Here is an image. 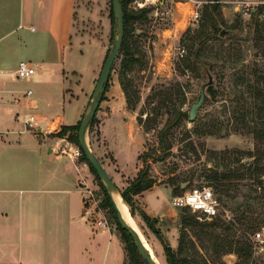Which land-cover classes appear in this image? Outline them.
<instances>
[{
	"label": "rangeland",
	"instance_id": "1",
	"mask_svg": "<svg viewBox=\"0 0 264 264\" xmlns=\"http://www.w3.org/2000/svg\"><path fill=\"white\" fill-rule=\"evenodd\" d=\"M136 1H144V6L135 8ZM33 2L34 0H28L26 3L27 13H33ZM203 4V0H134L130 4L135 10L152 8L148 20L136 23L137 30L134 35L136 44L133 45V50H136L135 57L139 58V62L134 63L131 69L124 72L120 67L121 56L117 57L108 89L104 92L94 116V125L88 128L87 142L91 151L104 164L119 190L127 189L137 177L139 170L150 165V174L156 177L155 186L159 187L158 199L162 200L169 194V205L178 213L176 245L179 244L181 232L185 230L182 214L197 215L198 213L174 204V184H186L180 194L194 187L210 186L221 202L220 217L225 223L215 227V234L220 237L219 240L223 244L227 237L234 242L233 250L225 245L218 254L211 247L206 252L209 264H264V183L262 184L264 120L258 125L261 129L260 139L255 138L247 129V124L252 126L251 120L258 104H264V98L258 95V89L264 88V16L244 17L241 12L243 0H222L224 22L222 24L235 26L236 31L224 26L223 29L233 31L224 35L230 37L225 38L224 41L210 39L205 46L203 61L196 64L187 62L186 57L190 53L193 36H197L202 29V13L197 20L192 19V14L197 6L201 12ZM112 12L115 18L112 0H77L72 43L80 42L88 44V47L86 49L83 48L86 45H82L80 50H71L69 59L80 71L85 72V75L95 65L100 46L103 47L104 60L113 48L118 29L116 18L115 26H112ZM177 15L184 19L186 28H191L190 35L185 37L183 42H181L182 36L177 37L174 32H170L175 25ZM22 31L26 33L28 39L34 38L38 33L27 29ZM73 44L72 46H79ZM183 48L186 51L181 55L179 51ZM230 57L232 58L229 59ZM15 58L11 57L10 63ZM104 60L94 79L93 89L89 92V107L92 104L94 88ZM202 63H209L212 66L210 69L214 85L210 87L214 88L216 95L212 96L207 90L208 96L198 109L196 121H185L174 129L169 135L172 148L163 150L159 145V130L168 116L181 107V92H185L186 96V103L182 109L189 113L191 104L197 101L201 86L208 81ZM237 72L239 74H236ZM121 76L127 85L135 109H129L126 105L130 113H120L119 122L109 127L105 125L109 106L103 103L121 93L126 98ZM26 87L32 86L26 85ZM117 88L120 92L115 93ZM73 110L74 107L67 110L69 120L74 114ZM139 115H142L143 125H140L138 120L136 122ZM199 119L210 122L217 130L218 128L222 130L213 135L197 134L195 123ZM17 123L19 127L23 126V119L19 117ZM55 126L53 124L52 129ZM147 127L150 128L148 132L145 131ZM61 128L62 126L54 130L50 136L59 139L57 141L60 142V151L68 156L67 152L72 151L71 148L77 144L70 141L68 135L56 136ZM32 132L37 133L36 130ZM144 151L152 154L148 163L139 158ZM82 154L81 152L78 161L84 167L85 177L94 192L98 211L102 217L104 216L108 225L121 235L109 208L102 205L105 193L101 182L92 171L89 162L83 159ZM217 163L220 166H216ZM214 172L228 174L230 177L221 182L210 180L209 175ZM220 184L224 185L220 186ZM105 188L107 190L106 185ZM137 196H133L135 206L149 218L137 212L141 218L139 224L157 251L158 264H168L165 246L171 247L175 240L172 236L168 239L164 237L162 228L158 224V217H152L142 210ZM152 200L155 202L154 197ZM197 218L200 222L213 220V218ZM227 226L231 229L228 230ZM186 230L185 243L193 239L199 248L202 243L209 245L207 239L201 243L196 236L197 229L188 227ZM257 233H262L263 237L254 238ZM238 240L241 241L239 246L249 245L248 255L244 256L243 253L236 252ZM201 251L205 252V250ZM199 264L204 263L199 262Z\"/></svg>",
	"mask_w": 264,
	"mask_h": 264
},
{
	"label": "crops",
	"instance_id": "2",
	"mask_svg": "<svg viewBox=\"0 0 264 264\" xmlns=\"http://www.w3.org/2000/svg\"><path fill=\"white\" fill-rule=\"evenodd\" d=\"M27 2L0 0V264H125L119 232L89 219L84 167L63 154L59 139L50 136L63 125L77 124L90 108L89 92L104 60L103 47L85 75L69 59L71 50L86 45L72 43L77 0H34L32 14ZM177 16L170 32L178 37L187 24ZM23 29L38 33L28 39ZM11 57H16L12 63ZM21 60L36 65L37 74L29 82L16 77ZM29 88L30 98L24 95ZM121 94L103 103L109 106V127L119 122L120 113H130ZM73 107L69 120L67 110ZM33 113L44 118L38 134L17 125L19 117L24 122ZM158 188L142 192L137 200L142 210L158 217L162 234L173 237L175 249L178 213L169 205V194L158 199ZM135 217L141 220L139 214Z\"/></svg>",
	"mask_w": 264,
	"mask_h": 264
},
{
	"label": "trees",
	"instance_id": "3",
	"mask_svg": "<svg viewBox=\"0 0 264 264\" xmlns=\"http://www.w3.org/2000/svg\"><path fill=\"white\" fill-rule=\"evenodd\" d=\"M133 1L134 0H121L122 5H123V11H124L125 33H124V39H123V43H122L118 58L121 56L120 67L122 68L124 72H127L129 69H131L134 63L139 62V58L135 57L136 50H133V45L136 44V41L134 40L135 39L134 35L136 34V30H137L136 23L148 20L149 13L152 11L151 7H144V8H140L137 10L131 8L130 4ZM203 1H204V4L201 10L202 29L197 36H193V42L190 45V53L186 57L187 62L196 63V64H199V62L203 61V58L205 56L204 54L205 46H206V43L210 39L215 38L217 40L224 41L225 38L230 37V35L220 36V33L223 27L225 26L224 24H222L224 23L223 13H222V6H223L222 0H203ZM112 5H113V0H112ZM260 12H261V9L257 11L256 10L252 11L251 18L255 16L259 17ZM111 18H112L111 19L112 26L114 27L115 18H114L113 12L111 13ZM256 20L258 21V19ZM225 27H227L228 29H232L233 31H236L235 26H225ZM190 33H191V28L188 27L181 37V42H183L184 38L190 35ZM108 55L109 54H107L106 58L108 57ZM231 58L232 57H230L229 59ZM105 60H104V63H105ZM205 64H207L210 68L212 67L209 63H205ZM114 68L115 66H113V69ZM236 74H239V73L237 72ZM121 84H122V87H123V90L126 96L128 108L134 110L135 106L133 104L131 95L129 93L127 85L125 84L122 76H121ZM108 85H109V82L107 84L106 90L108 89ZM208 90L211 92L212 96L216 95V91L214 90L213 87H209ZM258 92H259L258 93L259 97L262 96L264 98V88H259ZM181 93H182L181 107L178 108L175 113L170 114L168 116L163 127L159 130V134H158L159 145L163 150L172 148L171 146L172 144L169 142V135L173 133L174 129L180 127L185 121L192 122L190 120L189 113L186 110L182 109L183 105L186 103V96H185V92L182 91ZM167 94H169V92H167ZM263 105L262 104L261 105L258 104V106L255 105V107L257 106V110H256V113L253 114L254 115V117L252 118L253 120H251L252 126H248L247 124L248 131L252 133L257 139L261 138V135H260L261 129L258 128V125L260 124V122H262V120H264V106ZM147 117H149V114L147 115ZM137 120L140 125H143L142 115H139L137 117ZM81 121L82 120H80L75 125L62 126L61 130L57 132L55 135L56 136L68 135V138L70 139V141L76 143L81 148L82 153H83L82 154L83 159L89 162L87 155L85 154L84 150L82 149L80 145V140H79V128H80ZM94 122H95V118L93 117L90 122V127L94 125ZM195 124H196L195 132L197 134L213 135L214 133L220 132L222 130L221 128H218L217 130L215 126L210 124V122L204 121L202 119L197 120ZM149 130H150L149 127L145 128L146 132H148ZM151 155H152L151 153L144 151L143 153L139 155V158L143 162L148 163ZM89 164H90L92 171L96 175V177L100 180L101 187L103 188L104 193H105V197L103 199L102 205L106 208H109L110 213L116 220L117 228L120 230V233H121V238L123 242L125 243L126 256H128V261L126 258L125 264H147L138 252L134 237L130 234V232H128L126 229H124L121 226L118 220L117 211L114 208V204L111 199V196L107 192L104 183L101 181V177L97 174L93 165L90 162ZM216 166H220V164L217 163ZM149 167L150 165L148 164L146 168L140 169L137 177L130 183L127 189L119 190L121 192V195L124 201L129 206L132 216L135 218L138 224H139V221L135 217L137 212H139L140 215L145 216L147 219L149 218L144 212L137 209V207L135 206L133 196L139 195L142 192L151 189L157 184V179L156 177L150 174ZM228 177H230L228 174H219L217 172H214L209 175L210 180H216L218 182H221L223 179H226ZM263 183L264 181H262V184ZM181 184L182 183L174 184L175 185V189H174L175 196L180 195V192L184 190L181 187L182 186ZM223 185L224 184H220V186H223ZM197 217H198V214L197 215L196 214H193V215L182 214L181 218H182V223H183V227L185 230L181 232L177 249H173L168 245L165 246V252H166L168 264H199V262H203L204 264H209V259L206 257V252H208L209 249H211V247L214 248V252L217 254L220 252L221 248L224 247L225 245L229 247L231 250H233V242H234L233 239H230L229 237H227L225 239V244H223L221 240H219L220 237L216 236L215 234V230H214L215 227H217L218 225L225 224L220 216L213 218L211 222L208 220L204 222H200V220ZM239 220L241 221L240 218ZM230 224L233 225V223L231 222ZM139 226L142 229L140 224ZM188 227L197 229L196 236L199 238V240H201V243L205 242V240L207 239L209 240V245H205L204 243H202L203 246L201 245L199 248L196 245V241L193 239H190L189 241H186L185 243L184 236L187 233L186 228ZM227 228L228 230L231 229V227L229 226H227ZM144 234L147 237L145 232ZM147 239L151 243L148 237ZM240 242L241 241L239 240L236 241V244L238 245L236 246L237 247L236 252L243 253L244 256L248 255L249 245L242 244V246H239ZM151 245L153 246L155 254L157 256L158 254H157V251L154 245L152 243ZM200 249L205 250V252H202Z\"/></svg>",
	"mask_w": 264,
	"mask_h": 264
},
{
	"label": "built area",
	"instance_id": "4",
	"mask_svg": "<svg viewBox=\"0 0 264 264\" xmlns=\"http://www.w3.org/2000/svg\"><path fill=\"white\" fill-rule=\"evenodd\" d=\"M150 1V0H145ZM144 1H136L134 2L135 8L143 7ZM261 9L260 16H264V1H260L258 3H250L243 2L241 6V12L244 17H250L252 11ZM201 15L200 8L197 6L194 9L192 14V19L197 20ZM185 48L180 49V54L183 55L185 52ZM37 74L36 65L29 60H21L16 69V77L23 81H31ZM24 95L28 98L33 96V90L27 89L24 92ZM44 121L43 116L37 113H33L28 115L24 119V131H33L36 130L38 132V128H40L39 124ZM72 151L67 152L68 156L73 160L77 161L78 157L81 155V148L78 145H75L71 148ZM83 184L85 186V195H84V204L86 210L89 212V219L91 222L96 224L101 228L109 227L107 221L100 215L98 211L97 202L94 199V192L92 188L89 186L86 178L83 177ZM174 204L177 206L187 207L195 213H198V217L200 219H212L214 217H218L222 214L221 211V203L217 199L215 192L210 186H200L194 187L190 190L177 195L174 197ZM262 238V233L255 234L254 238Z\"/></svg>",
	"mask_w": 264,
	"mask_h": 264
},
{
	"label": "water",
	"instance_id": "5",
	"mask_svg": "<svg viewBox=\"0 0 264 264\" xmlns=\"http://www.w3.org/2000/svg\"><path fill=\"white\" fill-rule=\"evenodd\" d=\"M113 8H114V13H115V18H116L117 29H118V36L114 42V45H113L111 52L109 53L108 57L105 60L104 65L102 67V70H101L100 76L98 78L97 84L94 88L93 97H92V104H91L90 108L88 109V111L86 112V114L84 115V117L81 121V124H80V128H79L80 145H81L82 149L84 150L85 154L87 155L89 162L93 165L97 174L101 177L102 181L106 185L107 190H108V187H113L116 185L114 183V180L112 179V177L108 173L107 169L105 168L104 164L91 151V148L89 147V144L87 142V134H88V128L90 126V122H91L92 118L95 116V114H96V112L100 106L103 94H104L106 87H107V84L110 80V76H111V73L113 70L114 63H115V61H116V59L120 53V49H121L123 39H124V33H125L124 11H123V5H122L121 0H113ZM232 32L233 31H231V30L222 29L220 35L224 36V35L230 34ZM202 65L204 67L206 74L208 75V81L201 86L200 94L197 98V101H195L191 104L189 116H190V120L192 122L196 120L197 115H198V109L202 106L205 98L208 96V94H207L208 88L210 86L214 85V78H213V75L211 73L210 67L205 63L204 64L202 63ZM105 181H106V183H105ZM185 185L186 184H183L182 188H184ZM114 208L117 211V217H118V220H119L121 226L124 229H126L128 232H130V234L134 237L138 252L141 255V257L143 258V260L147 264H157V262L154 260V258L152 256V254L147 249V247L145 246V244L143 243V241L141 240V238L139 237V235L137 234L135 229L125 221L121 211L117 208L116 205Z\"/></svg>",
	"mask_w": 264,
	"mask_h": 264
},
{
	"label": "bare ground",
	"instance_id": "6",
	"mask_svg": "<svg viewBox=\"0 0 264 264\" xmlns=\"http://www.w3.org/2000/svg\"><path fill=\"white\" fill-rule=\"evenodd\" d=\"M105 183H106V181H105ZM108 192H109V194L111 196V199L113 201L114 207H115V205L117 206V208L121 211L125 221L135 229V231L137 232V234L139 235V237L141 238V240L143 241V243L145 244L147 249L152 254L154 260L158 264V258L156 257L155 251H154L151 243L148 241V239L145 236L143 230L140 228L139 224L137 223L135 218L132 216L131 211L129 209V206L124 201V199H123V197L121 195V192L119 191L117 186L108 187Z\"/></svg>",
	"mask_w": 264,
	"mask_h": 264
}]
</instances>
